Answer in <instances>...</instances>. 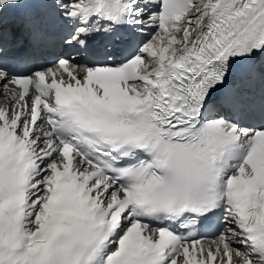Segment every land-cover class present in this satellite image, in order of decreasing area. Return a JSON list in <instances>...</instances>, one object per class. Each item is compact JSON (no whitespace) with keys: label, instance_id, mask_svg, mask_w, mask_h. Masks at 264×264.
Here are the masks:
<instances>
[{"label":"bare ground","instance_id":"obj_1","mask_svg":"<svg viewBox=\"0 0 264 264\" xmlns=\"http://www.w3.org/2000/svg\"><path fill=\"white\" fill-rule=\"evenodd\" d=\"M243 1L244 0H195L194 9L188 11L184 16L185 22L182 25L183 28L175 29V33L173 32L170 36V41H173L172 47L159 38L151 41L150 47H153L163 58L171 57L176 54L183 45L188 43L196 30L204 29L209 24L221 20L222 16H226L235 11ZM195 13L199 16L195 15Z\"/></svg>","mask_w":264,"mask_h":264},{"label":"rangeland","instance_id":"obj_2","mask_svg":"<svg viewBox=\"0 0 264 264\" xmlns=\"http://www.w3.org/2000/svg\"><path fill=\"white\" fill-rule=\"evenodd\" d=\"M199 16V15H198Z\"/></svg>","mask_w":264,"mask_h":264}]
</instances>
